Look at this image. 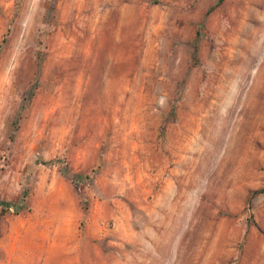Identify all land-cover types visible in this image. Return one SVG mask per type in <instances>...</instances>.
Wrapping results in <instances>:
<instances>
[{
	"label": "rangeland",
	"instance_id": "1",
	"mask_svg": "<svg viewBox=\"0 0 264 264\" xmlns=\"http://www.w3.org/2000/svg\"><path fill=\"white\" fill-rule=\"evenodd\" d=\"M263 187L264 0H0V264H264Z\"/></svg>",
	"mask_w": 264,
	"mask_h": 264
},
{
	"label": "trees",
	"instance_id": "2",
	"mask_svg": "<svg viewBox=\"0 0 264 264\" xmlns=\"http://www.w3.org/2000/svg\"><path fill=\"white\" fill-rule=\"evenodd\" d=\"M221 2V0H217V4H219ZM194 50V54H195V48H193ZM264 191V187L257 190L256 192H261ZM22 196V195H21ZM18 204L15 202H9V201H0V210L3 212H9L12 214L17 213L18 211Z\"/></svg>",
	"mask_w": 264,
	"mask_h": 264
},
{
	"label": "bare ground",
	"instance_id": "3",
	"mask_svg": "<svg viewBox=\"0 0 264 264\" xmlns=\"http://www.w3.org/2000/svg\"><path fill=\"white\" fill-rule=\"evenodd\" d=\"M209 104H210L211 106H213V105H214V104H213V102H210ZM199 115H200V114H199Z\"/></svg>",
	"mask_w": 264,
	"mask_h": 264
}]
</instances>
